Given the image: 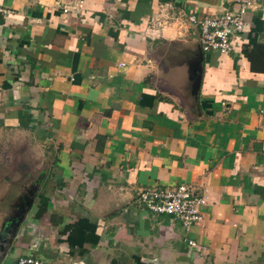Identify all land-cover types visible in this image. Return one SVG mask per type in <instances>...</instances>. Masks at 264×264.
<instances>
[{
	"label": "crops",
	"instance_id": "obj_1",
	"mask_svg": "<svg viewBox=\"0 0 264 264\" xmlns=\"http://www.w3.org/2000/svg\"><path fill=\"white\" fill-rule=\"evenodd\" d=\"M229 7L0 0V135L47 161L0 264H264V2L225 54L188 21ZM180 183L205 197L187 228L136 198Z\"/></svg>",
	"mask_w": 264,
	"mask_h": 264
},
{
	"label": "built area",
	"instance_id": "obj_2",
	"mask_svg": "<svg viewBox=\"0 0 264 264\" xmlns=\"http://www.w3.org/2000/svg\"><path fill=\"white\" fill-rule=\"evenodd\" d=\"M259 2L264 0H230L229 9L217 15L190 14L188 21L197 27L200 49L219 54L227 53L230 50V36L243 30L244 13L247 9L255 8ZM136 198L150 212L176 217L185 228L200 220L198 206L205 202V197L196 196L183 183L168 189L143 188L138 190ZM8 264L48 263L40 257L23 254L16 256Z\"/></svg>",
	"mask_w": 264,
	"mask_h": 264
},
{
	"label": "rangeland",
	"instance_id": "obj_3",
	"mask_svg": "<svg viewBox=\"0 0 264 264\" xmlns=\"http://www.w3.org/2000/svg\"><path fill=\"white\" fill-rule=\"evenodd\" d=\"M35 138L25 133L4 132L0 135V229L20 215L27 196L41 185L46 167V152ZM41 176V177H40ZM42 179V180H41ZM33 192V193H32ZM10 227L6 229L8 233Z\"/></svg>",
	"mask_w": 264,
	"mask_h": 264
},
{
	"label": "water",
	"instance_id": "obj_4",
	"mask_svg": "<svg viewBox=\"0 0 264 264\" xmlns=\"http://www.w3.org/2000/svg\"><path fill=\"white\" fill-rule=\"evenodd\" d=\"M198 84H199V69H197V74L195 76V78L193 79V81L191 82V91L193 93L196 92L197 88H198ZM33 193V192H32ZM31 200H32V194H30V196H27L24 201H23V205L22 207L20 208V215L19 217L17 218L16 222H15V225L18 224V222L22 219V217L24 216V213L25 211L29 208L30 206V203H31ZM15 226L12 228L14 229ZM12 232L11 230L8 232V235L4 238H2V241L0 242V250H4L3 249V246H2V243L6 242V243H9L10 241V238L12 237Z\"/></svg>",
	"mask_w": 264,
	"mask_h": 264
},
{
	"label": "flooded vegetation",
	"instance_id": "obj_5",
	"mask_svg": "<svg viewBox=\"0 0 264 264\" xmlns=\"http://www.w3.org/2000/svg\"><path fill=\"white\" fill-rule=\"evenodd\" d=\"M11 226H12V223L8 224V226H7V227H5L4 229L6 230V229H8V227H10V228H11Z\"/></svg>",
	"mask_w": 264,
	"mask_h": 264
}]
</instances>
